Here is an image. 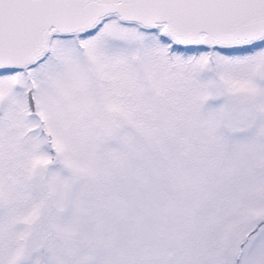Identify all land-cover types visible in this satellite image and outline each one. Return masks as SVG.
<instances>
[{
	"label": "snow or ice",
	"instance_id": "6c2138e0",
	"mask_svg": "<svg viewBox=\"0 0 264 264\" xmlns=\"http://www.w3.org/2000/svg\"><path fill=\"white\" fill-rule=\"evenodd\" d=\"M0 264H264V0H0Z\"/></svg>",
	"mask_w": 264,
	"mask_h": 264
}]
</instances>
